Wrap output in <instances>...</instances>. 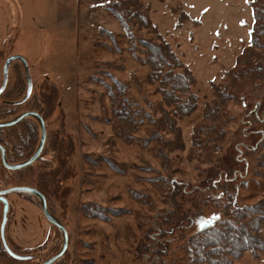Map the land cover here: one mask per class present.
Instances as JSON below:
<instances>
[{
	"label": "rangeland",
	"instance_id": "rangeland-1",
	"mask_svg": "<svg viewBox=\"0 0 264 264\" xmlns=\"http://www.w3.org/2000/svg\"><path fill=\"white\" fill-rule=\"evenodd\" d=\"M126 1L0 0V69L7 57L21 56L27 61L34 98L51 105L45 118L47 133L64 155L59 183L51 186L45 182L47 192L54 195V212L69 236L64 258L54 264H144L137 248H142L152 225L161 226L162 217L178 214L180 209L186 220L181 227L185 235L223 219V194L219 188H204L206 172L216 170L230 152L236 154V148L246 142L242 136L246 110L237 102L229 103L225 110L227 120L220 124L225 131L223 141L213 133L208 138L202 134L205 144L194 148L192 140L195 127L204 121L205 105L214 98L211 83H224L227 71L236 66L237 57L250 44L252 0H139L148 8L150 22L197 79L194 92L201 98L199 108L191 117L175 118L174 130L164 121L162 110L174 117L161 103L157 85L146 81L150 67L140 42L156 41L155 36L147 29L122 25L110 11L115 3ZM183 14L188 15L186 20ZM114 82L127 87L128 98L141 111L143 122L130 142L115 134L108 97V87L116 89ZM257 93L264 90L254 97ZM4 108L8 106L0 102V111ZM37 133L40 141V129ZM262 154L264 150L258 155ZM57 158L58 151L48 146L44 163L18 174L24 176V186L39 185L42 172L59 166ZM250 163L253 170L257 165ZM251 170L243 178L244 184L240 181L236 188L241 208L264 200V181L256 179ZM11 177L0 170V180ZM24 195H7L5 238L18 254L43 244L39 235L28 237L27 218L21 228L17 215L22 217L27 211L18 212L16 199L31 201ZM173 204L179 206L177 212ZM87 206L91 211L101 207L124 213L108 214L110 221H103L93 218ZM46 225L51 239L55 226L48 221ZM181 233L175 234L168 264L184 257ZM252 263L248 253L235 264ZM0 264L27 263H17L0 248Z\"/></svg>",
	"mask_w": 264,
	"mask_h": 264
},
{
	"label": "trees",
	"instance_id": "trees-1",
	"mask_svg": "<svg viewBox=\"0 0 264 264\" xmlns=\"http://www.w3.org/2000/svg\"><path fill=\"white\" fill-rule=\"evenodd\" d=\"M250 6L253 17L252 30L249 35L250 44L237 57L236 66L227 71L225 82L220 85L211 83L214 98L205 105L204 121L195 127L192 140L194 148L205 144L201 137L202 134L208 138V135L213 133L214 136L220 137L223 141L225 131L220 124H224L227 120L225 110L231 102L242 103L246 110L244 119L246 130L244 134L242 133V136L246 142L242 143L243 147L236 148V154L233 155L230 152L221 161L222 165L216 167V170L206 172L203 183L205 189L213 191L219 188L221 190L223 198H221L222 205L220 207H222L224 218L215 220L211 225L190 235H185V231H181V227L186 220L180 216L179 206L173 204L178 214H169L168 217H162L161 220L163 221H161L159 228H157V225H152L145 234V243L142 244V248L141 246L137 248L140 260L144 261V264H151L154 259L152 264H168L166 258L170 255L171 245L175 241L177 232H182L180 235L185 244V254L181 260H174L173 264H235L248 253L253 261H258L261 257H264V200L255 205L242 208L236 202V188L240 181L241 186L244 184L243 178L248 175L252 168L250 162L257 165H254L255 167L251 170L253 176L264 181V154L258 155L261 150H264V93H257L259 95L254 97L255 92L264 90V0H252ZM110 11L122 25L132 24L138 30L140 28L147 29L155 36L156 41L144 40L140 42L144 48L146 63L150 67L146 81L150 86L157 85L161 103L171 110L174 117L172 119L169 116L170 113L162 110L164 121H168L167 123H170L171 129L174 130L176 126L175 118L191 117L199 108L201 98L194 92L197 86L196 77L185 63L177 57L168 42L150 22L148 18L149 10L139 0L115 3ZM187 17L188 15L183 14L185 20ZM4 64L0 69V102L8 108L0 111V123L15 119L25 111H36L45 119L51 105L43 99L34 98L33 91L30 92L26 104L12 103L27 95L25 73L23 70L17 69L23 66L22 62L18 60L11 61V70L14 69L15 75L14 77L9 76L5 89L1 91L2 67ZM33 82L34 79L32 78ZM114 84H117L115 90L108 87V97L111 101L115 134L130 142L133 140L132 134L141 127L143 122L139 118L141 111L135 110V105L128 98L127 87L117 82H114ZM253 101L254 104H252ZM30 120H33L32 123H30ZM37 129H40L41 137L40 123L35 117H27L14 127L0 129V145L5 148L7 161L10 164L23 163L35 153L40 143ZM175 131L178 132L176 134L178 137L181 136L179 129ZM50 136L47 133V142L38 160L25 169L19 171L7 170L2 164L0 155L2 175L10 174L12 176L0 180V186L26 185L25 179H23L24 176H18V174H24L37 164L44 163L48 146H51L58 151L56 160H58L59 166L53 171H47L48 174L42 172L39 177V185L35 188L45 195L51 214L59 223L64 224L54 212L51 200L54 195L51 196L46 190L47 183L45 182L50 183L49 185L59 183V175L62 174L65 164L61 158L64 157L62 148L57 141L52 140L54 137L51 138ZM177 143L179 144V140H177ZM252 155H257V157L251 158ZM112 167L115 171H120L114 165ZM43 168L47 169L46 166H43ZM216 182H218L217 185ZM7 188L10 187H1L0 190ZM177 193L181 194L180 192ZM21 194H25V197L39 203L40 207L42 206L36 195ZM176 195L175 193L174 197ZM62 201H64V198H62ZM207 201L209 202V198H207ZM85 209L86 211L89 210L88 213L92 212L93 218L103 221H110V214L120 216L124 213L122 210H107L101 207H97V210L93 209V211L88 206ZM200 218L201 216H196L197 220H200ZM55 229L56 232L53 238L23 254H18L9 247L7 239L2 238L0 230V248L17 263L26 262L30 264L35 260H38V262L40 259L47 260L58 254L62 248V233L58 228L55 227ZM153 244H156V247ZM150 255L152 258L148 259ZM63 258H60L57 262Z\"/></svg>",
	"mask_w": 264,
	"mask_h": 264
},
{
	"label": "water",
	"instance_id": "water-1",
	"mask_svg": "<svg viewBox=\"0 0 264 264\" xmlns=\"http://www.w3.org/2000/svg\"><path fill=\"white\" fill-rule=\"evenodd\" d=\"M13 60H20L26 68L27 75H29V66H28L27 61L21 56H12L9 59H7L6 66H5V76H7L8 66H9L10 62ZM27 117H35L39 120L40 126H41L40 143H39V146H38L37 150L35 151V153L27 161L20 163V164L8 163L6 160L5 148L0 145L2 163H3L4 167L9 171H19V170L25 169L27 167H30L31 165H33L38 160V158L41 156V154L43 153V150L45 148L46 141H47V127H46V123H45L43 116L36 111L26 112V113L22 114L21 116H19L17 119L10 121V122L0 123V129L14 127V126L18 125L19 123H21ZM12 193H29V194L36 195L41 201V205H42L41 209H42V212H43L46 220L61 231V233L63 235V245H62L61 251L58 254H56L55 256L48 259L47 261L43 262L42 264H54V263H56L60 258H62L65 255V253L68 249V241H69L68 232H67V229L65 228V226H63L61 223H59V221L50 213L48 206H47V200H46L45 195L41 191H39L38 189H36L34 187L13 186V187H10V188L4 189V190H0V201L4 204V215H3V225H2V237H3V239L5 240V226L7 224V215L9 212V202H8V199L6 198V196L9 194H12Z\"/></svg>",
	"mask_w": 264,
	"mask_h": 264
},
{
	"label": "crops",
	"instance_id": "crops-1",
	"mask_svg": "<svg viewBox=\"0 0 264 264\" xmlns=\"http://www.w3.org/2000/svg\"><path fill=\"white\" fill-rule=\"evenodd\" d=\"M19 201L18 205L19 207L17 208L18 212L20 211H27V215L24 213L22 214V217L17 215L19 217V222L21 224V228L25 227V219L27 218L28 221L30 222V225H27L25 227L26 229H29L28 231H25L28 237H31L30 235L33 234V236H41V241L40 242H45L47 238L49 237V229L50 227H47L46 225V218L43 216L42 209H40L36 204L32 203L29 200H22V199H16V201ZM9 201V200H8ZM29 216V218H28ZM17 221V220H16ZM29 226V227H28ZM32 238V237H31ZM38 242V243H40Z\"/></svg>",
	"mask_w": 264,
	"mask_h": 264
},
{
	"label": "flooded vegetation",
	"instance_id": "flooded-vegetation-1",
	"mask_svg": "<svg viewBox=\"0 0 264 264\" xmlns=\"http://www.w3.org/2000/svg\"><path fill=\"white\" fill-rule=\"evenodd\" d=\"M12 57V56H11ZM10 58V57H9ZM8 58V59H9ZM18 61H20V60H18ZM6 62H7V60H6ZM6 62H5V64H4V66L2 67V87H1V91H3L4 89H5V87H6V85H7V82H8V79H9V76H11V74H13V75H15V73H14V69L13 70H11V62H10V64H9V66H8V70H7V76H5V66H6ZM21 62V61H20ZM17 69H19V70H23L24 71V73H25V77H26V91H27V95L24 97V98H22L21 100H19V101H16V102H12V103H21V104H26V102H27V100L29 99V96H30V91H32V88H33V83H32V76H31V72H30V69H29V75H27V72H26V68H25V66L23 65L22 67H20V68H17ZM12 72V73H11ZM6 78V79H5ZM26 112H29V111H25V112H23V113H21V114H19L15 119H17L19 116H21L22 114H24V113H26ZM40 114V113H39ZM15 119H12V120H9V121H7V122H10V121H13V120H15ZM45 120V119H44ZM39 121V120H38ZM40 123V122H39ZM41 127V126H40ZM47 142V141H46ZM2 146V145H1ZM5 153H6V150H5ZM0 155H1V152H0ZM6 160H7V154H6ZM1 161H2V158H1ZM8 162V161H7ZM9 163V162H8ZM3 164V163H2ZM18 164H20V163H18ZM4 166V165H3ZM6 198L8 199V197L6 196ZM47 200V199H46ZM1 204H2V223H1V225H0V230H1V232H2V225H3V215H4V204L2 203V202H0ZM10 206V205H9ZM47 206H48V203H47ZM42 207V206H41ZM48 209H49V207H48ZM50 211V210H49ZM51 213V212H50ZM63 225V224H62ZM64 226V225H63ZM6 227H7V224H6V226H5V232H6ZM66 228V227H65ZM61 232V231H60ZM63 236V235H62ZM69 237V236H68ZM3 238V237H2ZM47 240H48V238H47ZM46 240V241H47ZM45 241V242H46ZM44 242V243H45ZM43 243V244H44ZM68 244H69V241H68ZM62 245H63V243H62ZM62 249V248H61ZM55 256V255H54ZM53 257V256H52ZM64 257V256H63ZM51 258V257H50ZM49 258V259H50ZM48 260V259H47ZM47 260H44L43 262H45V261H47ZM42 262V263H43ZM42 263H40V264H42Z\"/></svg>",
	"mask_w": 264,
	"mask_h": 264
},
{
	"label": "built area",
	"instance_id": "built-area-1",
	"mask_svg": "<svg viewBox=\"0 0 264 264\" xmlns=\"http://www.w3.org/2000/svg\"><path fill=\"white\" fill-rule=\"evenodd\" d=\"M252 264H264V257H261L258 261H253Z\"/></svg>",
	"mask_w": 264,
	"mask_h": 264
}]
</instances>
